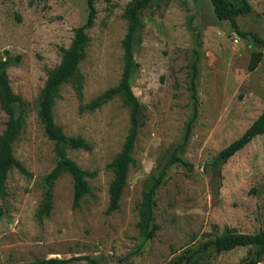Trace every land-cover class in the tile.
<instances>
[{"label": "rangeland", "instance_id": "rangeland-1", "mask_svg": "<svg viewBox=\"0 0 264 264\" xmlns=\"http://www.w3.org/2000/svg\"><path fill=\"white\" fill-rule=\"evenodd\" d=\"M128 1L94 0L96 14L85 29L89 42L79 62L83 103L119 81L126 31L122 12ZM248 2L250 12L235 16L237 30L215 16L210 0H154L142 12L143 26L132 45L137 66L129 80L139 101L130 151L134 162L116 210L105 211L112 177L107 164L127 133L128 108L115 96L93 110L80 109L71 84H61L54 120L67 135L90 144L67 154L96 174L87 177L90 189L77 207H72V178L61 174L53 184L52 209L39 222L35 211L42 199L41 178L55 159L52 141L37 117L36 98L47 70L60 60L59 47L70 43L88 8L86 0H0V58L19 56L6 71L11 88L28 103L13 152L31 172L25 176L13 168L7 175L0 264L53 257L65 260L59 264H165L225 226L241 232L264 230V133L225 162H214L217 152L264 108V45L251 36L264 38V0ZM253 51L262 54L249 70ZM194 61L197 116L178 150L190 166L176 162L166 168L165 181L152 196L153 220L159 227L144 239L136 227L141 193L182 141L192 112L188 80ZM6 118L0 109V132ZM253 251L254 246H237L206 256L202 264H245ZM257 264H264V256Z\"/></svg>", "mask_w": 264, "mask_h": 264}, {"label": "trees", "instance_id": "trees-1", "mask_svg": "<svg viewBox=\"0 0 264 264\" xmlns=\"http://www.w3.org/2000/svg\"><path fill=\"white\" fill-rule=\"evenodd\" d=\"M109 2L110 0H105ZM154 0H130L124 7L122 16L126 20V31L121 39L122 48V69L119 81L92 97L88 102H82L83 76L79 70V62L85 56V48L89 42V35L86 28L93 23L96 14L94 0H86L87 16L83 24L73 28V35L67 46H60V60L46 72V77L36 98V113L42 124L43 131L48 139L52 141L54 154V165L41 178L43 189L42 199L35 211V217L40 222L52 209L53 184L63 173H68L73 181L72 207L79 206L82 197L89 192L87 177H93L95 171H87L79 166L68 156V149L83 148L89 149L90 144L81 136L67 135L61 125L54 120L53 105L57 97L59 87L69 82L76 96L79 99L80 109L93 110L115 96H119L129 111V127L124 137L120 150L115 154L107 167L111 170L112 177L108 186V203L106 212L116 210L119 206V199L122 189L126 183L129 166L134 162L131 148L136 138L138 126L139 101L133 93L130 85V75L137 66L134 60L132 45L143 26L141 14L149 7ZM213 12L218 19L229 20L231 26L237 30L235 16L247 14L251 10L248 0H237L236 3L230 0H210ZM240 35L245 32L238 31ZM252 39L264 45V38L251 33ZM261 51L251 53L248 69L253 70L261 58ZM19 58H0V109L6 114L5 126L0 132V216L3 214L1 200L5 196V182L9 171L17 169L25 176H31V172L14 155L13 143L20 134L24 122L26 105L28 104L22 96L11 88L7 76V67ZM197 63L191 64L188 80V90L192 101V112L185 123L182 141L171 151L164 161L160 171L153 178L150 186L141 193V200L137 212L136 227L140 236L150 239L155 235L158 224L153 220L152 196L158 185L165 181V170L176 162H183L185 166L189 163L182 161L178 150L187 142L192 124L197 116L198 95L196 88ZM264 133V108L257 117L244 129V131L226 146L221 148L215 155L214 162H225L232 154L242 148L254 136ZM237 246H254L253 257L245 259V264H257L264 256V230L256 232H241L225 226L223 231L214 237L206 238L196 247H186L174 255L165 264H202L204 258L209 255H217L222 251L233 249ZM81 258V257H74ZM58 258H41L35 261L21 264H59L64 262ZM95 263V261H92Z\"/></svg>", "mask_w": 264, "mask_h": 264}, {"label": "built area", "instance_id": "built-area-1", "mask_svg": "<svg viewBox=\"0 0 264 264\" xmlns=\"http://www.w3.org/2000/svg\"><path fill=\"white\" fill-rule=\"evenodd\" d=\"M233 40L236 42L237 41V38L236 37H233Z\"/></svg>", "mask_w": 264, "mask_h": 264}]
</instances>
